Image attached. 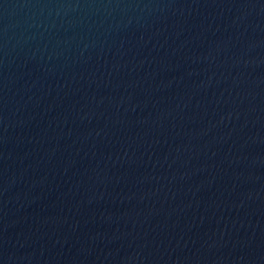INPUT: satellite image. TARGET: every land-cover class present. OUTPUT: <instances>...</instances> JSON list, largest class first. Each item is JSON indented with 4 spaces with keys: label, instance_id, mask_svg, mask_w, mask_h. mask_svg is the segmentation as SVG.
I'll return each mask as SVG.
<instances>
[{
    "label": "water",
    "instance_id": "95a60500",
    "mask_svg": "<svg viewBox=\"0 0 264 264\" xmlns=\"http://www.w3.org/2000/svg\"><path fill=\"white\" fill-rule=\"evenodd\" d=\"M0 264H264V0H0Z\"/></svg>",
    "mask_w": 264,
    "mask_h": 264
}]
</instances>
